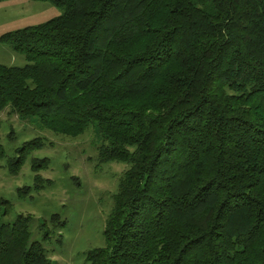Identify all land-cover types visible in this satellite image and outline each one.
Wrapping results in <instances>:
<instances>
[{
  "label": "trees",
  "instance_id": "1",
  "mask_svg": "<svg viewBox=\"0 0 264 264\" xmlns=\"http://www.w3.org/2000/svg\"><path fill=\"white\" fill-rule=\"evenodd\" d=\"M34 1L63 14L0 37L26 61L0 64V112L70 138L92 125L99 161L128 164L86 261L264 264V0ZM43 146L24 143L8 172ZM51 185L35 174L33 190ZM30 220L0 219V264H50Z\"/></svg>",
  "mask_w": 264,
  "mask_h": 264
},
{
  "label": "rangeland",
  "instance_id": "2",
  "mask_svg": "<svg viewBox=\"0 0 264 264\" xmlns=\"http://www.w3.org/2000/svg\"><path fill=\"white\" fill-rule=\"evenodd\" d=\"M62 14V9L49 2L4 0L0 2V37ZM0 64L20 68L26 61L10 46L0 44ZM36 138H41L44 146L24 159L16 175L10 174L8 160L18 155L24 143ZM100 144L101 137L92 125L83 135L70 138L43 130L37 118H21L9 107L0 112V145L5 154L0 161V219L13 224L19 216H30L29 243H42L50 264H89L86 253L105 247L104 228L128 164L100 162ZM32 159H47L49 163L35 173L31 170ZM35 174L52 185L33 190ZM27 187L30 196L19 198L18 190ZM54 215L66 225L53 233ZM41 227L51 232L49 239H43Z\"/></svg>",
  "mask_w": 264,
  "mask_h": 264
}]
</instances>
